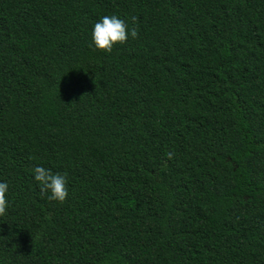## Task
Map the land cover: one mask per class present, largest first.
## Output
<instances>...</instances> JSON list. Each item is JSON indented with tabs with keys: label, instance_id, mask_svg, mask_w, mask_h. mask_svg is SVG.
Segmentation results:
<instances>
[{
	"label": "trees",
	"instance_id": "trees-1",
	"mask_svg": "<svg viewBox=\"0 0 264 264\" xmlns=\"http://www.w3.org/2000/svg\"><path fill=\"white\" fill-rule=\"evenodd\" d=\"M0 181V264H264V0H0Z\"/></svg>",
	"mask_w": 264,
	"mask_h": 264
},
{
	"label": "clouds",
	"instance_id": "clouds-1",
	"mask_svg": "<svg viewBox=\"0 0 264 264\" xmlns=\"http://www.w3.org/2000/svg\"><path fill=\"white\" fill-rule=\"evenodd\" d=\"M135 18H133L134 20ZM136 31L126 23L125 19L117 14L102 15L92 25L91 43L98 50L110 52L117 44L123 45L129 38H135ZM32 179L40 188L41 194L47 199L63 202L68 194L66 176L51 169L36 165L31 169ZM9 184L0 181V215L8 208L7 193Z\"/></svg>",
	"mask_w": 264,
	"mask_h": 264
}]
</instances>
